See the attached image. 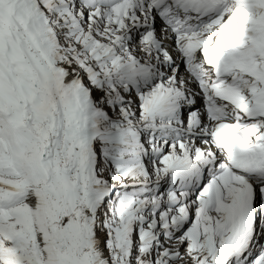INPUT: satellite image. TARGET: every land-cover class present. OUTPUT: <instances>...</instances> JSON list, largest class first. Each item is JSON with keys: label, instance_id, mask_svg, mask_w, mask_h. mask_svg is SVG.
<instances>
[{"label": "snow or ice", "instance_id": "6c2138e0", "mask_svg": "<svg viewBox=\"0 0 264 264\" xmlns=\"http://www.w3.org/2000/svg\"><path fill=\"white\" fill-rule=\"evenodd\" d=\"M0 264H264V0H0Z\"/></svg>", "mask_w": 264, "mask_h": 264}]
</instances>
